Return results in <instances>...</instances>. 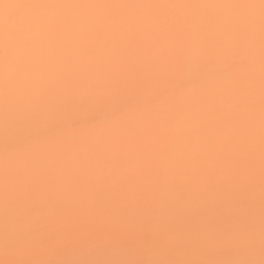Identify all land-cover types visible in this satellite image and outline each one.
I'll return each instance as SVG.
<instances>
[{
    "label": "bare ground",
    "instance_id": "1",
    "mask_svg": "<svg viewBox=\"0 0 264 264\" xmlns=\"http://www.w3.org/2000/svg\"><path fill=\"white\" fill-rule=\"evenodd\" d=\"M0 264H264V0H0Z\"/></svg>",
    "mask_w": 264,
    "mask_h": 264
}]
</instances>
